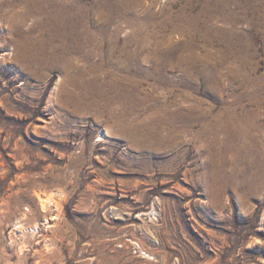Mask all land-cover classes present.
Returning a JSON list of instances; mask_svg holds the SVG:
<instances>
[{
    "label": "rangeland",
    "instance_id": "1",
    "mask_svg": "<svg viewBox=\"0 0 264 264\" xmlns=\"http://www.w3.org/2000/svg\"><path fill=\"white\" fill-rule=\"evenodd\" d=\"M0 264H264V0H0Z\"/></svg>",
    "mask_w": 264,
    "mask_h": 264
},
{
    "label": "bare ground",
    "instance_id": "2",
    "mask_svg": "<svg viewBox=\"0 0 264 264\" xmlns=\"http://www.w3.org/2000/svg\"><path fill=\"white\" fill-rule=\"evenodd\" d=\"M35 193H36V198L38 200L41 210H49V209L54 210V212H56L55 217H58L59 216V206L58 204H56L52 196L46 195V194L43 195L39 191H36Z\"/></svg>",
    "mask_w": 264,
    "mask_h": 264
}]
</instances>
